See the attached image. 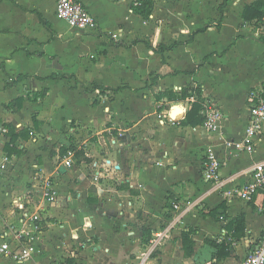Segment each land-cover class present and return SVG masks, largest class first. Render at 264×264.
I'll list each match as a JSON object with an SVG mask.
<instances>
[{"label": "crops", "instance_id": "1", "mask_svg": "<svg viewBox=\"0 0 264 264\" xmlns=\"http://www.w3.org/2000/svg\"><path fill=\"white\" fill-rule=\"evenodd\" d=\"M57 1L0 0V124L8 128L0 153L10 159L0 172V235L10 223L22 226L18 198L45 218L33 258L19 263L0 253V264H240L264 234V190L251 201L223 191L264 162V128L251 153L224 140L243 136L248 94L264 84L263 30L243 18L256 0H228L223 12L224 0H155L149 17L131 0H78L97 20L86 30L60 18ZM183 88L201 90L202 113L207 104L221 110L215 131L183 124L191 97L156 98ZM18 97L21 109H7ZM163 105L170 110L159 111ZM10 126L29 137L10 144ZM64 146L82 152L71 167ZM208 147L223 161V186L205 179ZM44 178L57 190L54 204L40 196ZM183 196L197 201L169 221L164 207ZM222 205L219 219L202 214ZM138 212L169 223L156 231ZM241 214L244 234L234 237L229 222ZM190 227L196 246L186 256L182 232ZM148 228L155 245L143 242ZM173 228L180 235L171 239ZM207 238L229 242V253L219 256Z\"/></svg>", "mask_w": 264, "mask_h": 264}, {"label": "built area", "instance_id": "2", "mask_svg": "<svg viewBox=\"0 0 264 264\" xmlns=\"http://www.w3.org/2000/svg\"><path fill=\"white\" fill-rule=\"evenodd\" d=\"M139 4L140 0H131L132 7H137ZM56 12L60 18L80 30L95 29L98 26L95 17L78 0H58ZM259 28L264 30V20L260 23ZM112 36L117 39L119 33H113ZM191 100H195V97L191 96ZM248 102L250 105L248 125L243 136L224 140L225 147L229 149L233 148L236 152H253L256 142L263 132L264 84L261 87L250 90ZM204 115L205 121L203 126L211 132L215 131L223 118L221 110L214 104H207ZM0 131L7 133L8 128L0 124ZM74 155L75 152L72 150L67 152L63 159L64 166H72ZM9 161L10 159L7 154L0 153V172L8 168ZM204 165L205 179L214 185L223 186L224 180L221 174L223 161L213 147H208ZM96 176L99 178L100 173H97ZM41 185V198L54 204L58 195L53 182L50 179L44 178ZM260 190H264V162L255 165L251 178L245 184L232 185L223 192L228 199L238 198L244 201H251ZM32 202L29 198L24 202V198L22 197L14 200V204L19 208V221L22 226L10 223L0 235V253L19 263L30 261L33 258L36 253V238L44 228L43 223L45 218L41 213V209L34 205L30 206ZM35 204L37 205L36 201ZM152 244H157V240H152ZM55 264L62 263L56 262ZM240 264H264V234L259 244Z\"/></svg>", "mask_w": 264, "mask_h": 264}, {"label": "trees", "instance_id": "3", "mask_svg": "<svg viewBox=\"0 0 264 264\" xmlns=\"http://www.w3.org/2000/svg\"><path fill=\"white\" fill-rule=\"evenodd\" d=\"M155 0H140V4L137 7H132L134 12L137 14H140L144 17H149L153 10ZM228 0H224V2L220 6L221 12H223L224 6L227 4ZM243 18L244 20L252 25H255L257 27H260V23L264 20V0H256L255 2L246 5L244 12H243ZM261 38L264 39V30L261 32ZM163 47L160 46L159 50H162ZM95 89H104L99 88L98 86H95ZM195 96V100L192 103L191 108L189 109L186 119L183 121V124L185 125H191V126H197V125H203L205 121V115L202 113V110L204 109L203 104L201 103V96L202 92L200 89L196 88H183L180 93H176L173 91H166L165 93H160L156 97L157 100H161L164 97H167V99L170 102L174 101H182L186 100L187 98ZM25 99L23 97H18L16 100H14L10 105L6 106L7 109H21ZM163 109L170 110V105H163L159 108V111H162ZM28 133V131H27ZM9 135L11 137L10 144H14L16 140L19 138V136L23 135V137L28 138V135L25 133H17L11 126L9 128ZM9 144V145H10ZM8 149H10L9 146H7ZM69 150L76 151L75 157L79 158L81 155V150H77L74 146L70 147H62L61 148V154L65 155ZM85 160H89L87 157L84 158ZM224 208V205L220 206L219 208H216L214 210H202V214L204 216H212L215 219H219V209ZM142 214L138 212L137 217H140ZM221 217H225L224 214L220 215ZM230 228H233L234 230V237H241L244 234V227H245V215L241 214L237 217H235L233 220L229 222ZM196 233V230L192 227H190L188 230H185L182 232V244L183 249L186 256H192L195 252V246L196 242L193 238V235ZM152 237V230L150 228L144 229L143 231V242L145 244H148ZM206 242L216 248H218L219 252L218 255L221 256L223 254H228L230 250V243L229 242H222L216 243V241L211 240L209 238L206 239Z\"/></svg>", "mask_w": 264, "mask_h": 264}, {"label": "rangeland", "instance_id": "4", "mask_svg": "<svg viewBox=\"0 0 264 264\" xmlns=\"http://www.w3.org/2000/svg\"><path fill=\"white\" fill-rule=\"evenodd\" d=\"M195 197H188V196H183V197H180V198H172V203L173 202H176V203H178V204H172V206H170V205H168V206H166V207H164V210H163V214L166 216V217H168V219H169V221L170 220H174L176 217H178L180 214H181V212L192 202V201H195V199H194ZM170 201V202H171ZM197 201V200H196ZM196 201H195V203H196ZM200 203L199 202H197V204H196V206L199 208V209H202L203 208V204L201 203L200 205H199ZM189 214H190V212H189ZM155 220H156V218L153 216V215H150V216H148V215H141V217L140 218H138L137 219V221L139 222V223H141V224H145V225H148V226H150L151 225V227L152 226H156V231H159L160 229H162V227L164 228V227H166L167 225H168V221H166L165 222V220H163V221H161V222H159V223H157L156 224V222H155ZM167 224V225H166ZM176 230V228H173L170 232H169V238H171V239H174V237L176 238V237H178L179 235H180V230L178 229L177 231H175ZM156 237H155V235L153 234V236H152V238H151V240H154ZM201 240V239H200ZM151 242L152 241H150L149 242V244H147V245H150L151 244ZM160 248V245H159V247H157V249H156V251L152 254V256H158L160 253H162V250H160L159 249ZM162 260V259H161Z\"/></svg>", "mask_w": 264, "mask_h": 264}, {"label": "bare ground", "instance_id": "5", "mask_svg": "<svg viewBox=\"0 0 264 264\" xmlns=\"http://www.w3.org/2000/svg\"><path fill=\"white\" fill-rule=\"evenodd\" d=\"M182 110H181V108L180 107H178V108H176L175 110H173V116H177L180 112H181Z\"/></svg>", "mask_w": 264, "mask_h": 264}]
</instances>
